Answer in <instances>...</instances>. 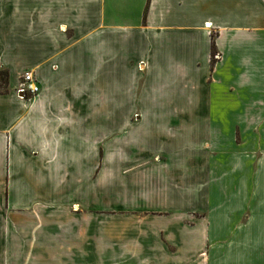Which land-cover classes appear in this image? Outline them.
<instances>
[{
	"label": "crops",
	"instance_id": "1",
	"mask_svg": "<svg viewBox=\"0 0 264 264\" xmlns=\"http://www.w3.org/2000/svg\"><path fill=\"white\" fill-rule=\"evenodd\" d=\"M2 71L0 264H264V0H0Z\"/></svg>",
	"mask_w": 264,
	"mask_h": 264
},
{
	"label": "built area",
	"instance_id": "2",
	"mask_svg": "<svg viewBox=\"0 0 264 264\" xmlns=\"http://www.w3.org/2000/svg\"><path fill=\"white\" fill-rule=\"evenodd\" d=\"M218 57V55H217ZM41 92L34 76L31 73H26L22 77V82L16 94L19 99L31 101L35 99Z\"/></svg>",
	"mask_w": 264,
	"mask_h": 264
},
{
	"label": "trees",
	"instance_id": "3",
	"mask_svg": "<svg viewBox=\"0 0 264 264\" xmlns=\"http://www.w3.org/2000/svg\"><path fill=\"white\" fill-rule=\"evenodd\" d=\"M212 55H213L212 63L214 64V61H215L214 57L216 55V51H215L214 48H213V51H212ZM7 80H8V73L5 72V71H2L0 73V89H4V87H6Z\"/></svg>",
	"mask_w": 264,
	"mask_h": 264
},
{
	"label": "rangeland",
	"instance_id": "4",
	"mask_svg": "<svg viewBox=\"0 0 264 264\" xmlns=\"http://www.w3.org/2000/svg\"><path fill=\"white\" fill-rule=\"evenodd\" d=\"M216 58H218L217 55H215L214 59H216ZM25 74H26V73H25ZM25 74H24V75H25ZM24 75H23V76H24ZM23 76H22V77H23ZM22 77H21V80H20V84H21V82H22ZM20 84H19V87H20ZM18 89H19V88H18ZM18 89H17V90H18ZM16 92H17V91H16Z\"/></svg>",
	"mask_w": 264,
	"mask_h": 264
}]
</instances>
